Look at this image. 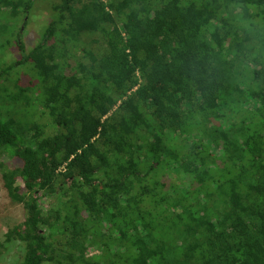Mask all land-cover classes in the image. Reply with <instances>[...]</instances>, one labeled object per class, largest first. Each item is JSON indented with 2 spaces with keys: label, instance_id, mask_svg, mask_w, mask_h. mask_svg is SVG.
<instances>
[{
  "label": "trees",
  "instance_id": "1",
  "mask_svg": "<svg viewBox=\"0 0 264 264\" xmlns=\"http://www.w3.org/2000/svg\"><path fill=\"white\" fill-rule=\"evenodd\" d=\"M51 9L29 51L51 121L12 102L22 58L0 60V179L25 211L0 242L20 243L7 264H54L77 244L99 253L64 264H264V0ZM85 38L97 55L78 52Z\"/></svg>",
  "mask_w": 264,
  "mask_h": 264
},
{
  "label": "rangeland",
  "instance_id": "2",
  "mask_svg": "<svg viewBox=\"0 0 264 264\" xmlns=\"http://www.w3.org/2000/svg\"><path fill=\"white\" fill-rule=\"evenodd\" d=\"M18 1L19 0H5L2 5V11L5 12L3 13L4 16H2V20L5 24L8 22L9 25H2L0 31V60L5 64H9L18 58H22V63L12 70V78L10 79L11 82H9V91L11 92L12 102H14L16 106H25L26 104L34 105L39 109L38 113L45 112L44 118L42 119L43 121H51L48 110L42 109V104H39L34 95L36 93L33 92V90L37 88V72L32 58L29 55V51L40 41L42 33L54 17V12L51 8L53 4L60 2V0H34L32 7L27 13H25V10L22 9L23 6L19 8ZM14 8H19L18 15L15 18H13L10 14ZM24 20L26 21L25 23ZM19 30L21 31L20 37H18L17 34ZM18 40L22 41L24 44V55L23 52H20L15 46V43L17 44ZM85 40L86 43L84 42L79 47L78 52L86 53L87 51H92L94 55H97V51L101 45L100 42H92L91 40L88 41L86 38ZM28 82L33 83L31 85L33 87H30L31 89L26 87ZM136 88L139 90V87ZM3 110L0 109V114L3 113ZM52 110L56 111L58 108L53 107ZM55 132L56 128H53L52 133ZM68 132L70 131L68 130ZM20 181L21 180H19V182ZM54 202L53 197H42L40 199V206L37 209V219L45 220L52 215L53 211L51 209ZM51 217L52 216H50L49 219ZM24 220V206L21 203L12 202L8 198L6 191L2 187L0 179V242L4 240V236L9 229L17 231L22 229ZM19 244L20 243L16 241L11 244H7L8 249L2 250L0 254V264H7L10 259L14 257V255L18 254L17 248L19 247ZM68 248L65 252L66 257H61V259L58 262H54V264L72 262L77 256H83L84 258L89 259L91 256H96V254L99 253V251L95 249H84L81 244H77L73 248ZM100 259L101 261H97V264H102V258H96V260ZM83 264L86 263L83 262ZM90 264H96L95 260H91Z\"/></svg>",
  "mask_w": 264,
  "mask_h": 264
}]
</instances>
